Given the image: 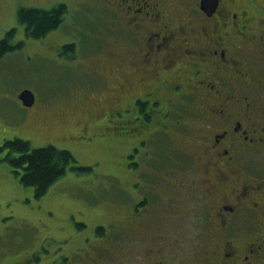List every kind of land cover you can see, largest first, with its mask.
<instances>
[{"label":"rangeland","instance_id":"obj_1","mask_svg":"<svg viewBox=\"0 0 264 264\" xmlns=\"http://www.w3.org/2000/svg\"><path fill=\"white\" fill-rule=\"evenodd\" d=\"M259 1L264 4V0ZM59 3L67 5L64 19L43 37L28 35L24 24L18 21V11L23 6L51 8ZM112 3L117 5L119 1L0 0V39L16 27L11 39L14 49L0 54V146L15 137L30 140L34 147L54 144L70 149L79 165L93 167L86 173L68 169L38 198L34 187L20 180L8 161L1 158L4 152L0 151V264H143L144 260L147 264L156 263L148 256L151 249L146 248L150 245L157 251L156 244H151L152 238L144 237L136 225L129 230L124 223L136 214L132 203L146 184L161 193V202L179 196L162 186L158 175L161 181L162 177L169 179L175 160L195 148L182 134L172 135L174 140L170 143L166 125L174 116L172 106L163 107L157 117L151 114L148 102L134 103L129 111L114 114L102 106L75 108L76 102L83 99L79 87L89 92L102 83L122 85V79L110 74V66L119 63L109 60L107 53L119 51L116 47L123 44L115 36L117 25L110 16ZM179 13L174 10L172 14L176 18ZM259 13H264V8ZM66 44L72 45L65 48ZM89 65L92 74L85 69ZM26 88L37 95L33 106H25L19 98ZM130 88L131 92L143 91L139 85ZM115 91L121 93L122 89L112 90ZM85 96L82 101L91 102L94 93ZM128 102L127 97L121 96L122 104L117 108L128 106ZM85 125L89 127L86 129ZM147 144L149 149L145 148ZM260 154L244 153L246 163L250 157L264 160ZM263 164L257 162L258 168H264ZM185 180L177 179L187 185ZM194 191L198 194L190 197L189 202L194 200L191 210L196 217L195 209L218 190L203 186L202 193L196 188ZM147 217L149 222L157 219L151 213ZM193 218L187 212L185 219L178 214V223L186 225V229L181 225L184 230L178 237L176 234L166 238L165 246L170 248L166 254L170 259L178 256L177 264H189L193 256L200 254L197 242L205 240L197 230L191 232L187 228L197 229L199 219ZM119 230L126 237L105 235V231Z\"/></svg>","mask_w":264,"mask_h":264},{"label":"flooded vegetation","instance_id":"obj_2","mask_svg":"<svg viewBox=\"0 0 264 264\" xmlns=\"http://www.w3.org/2000/svg\"><path fill=\"white\" fill-rule=\"evenodd\" d=\"M117 1L120 6L112 3L109 12L117 25L115 36L123 44L116 47L119 51L107 53L109 60L119 63L110 66V74L122 79V85L102 83L89 92L79 87L83 99L91 92L94 98L91 102L80 99L75 108L102 106L114 114L129 111L139 100L148 102L151 114L157 117L163 107L172 106L174 116L166 125L170 142L172 135L182 134L195 148L175 160L169 179L162 177L161 181L157 174L160 184L179 196L161 202V193L146 184L132 203L136 214L124 224L129 230L136 225L144 237L152 238L157 251L150 245L146 248L151 249L148 256L155 264L179 263L178 256L170 259L166 254L170 248L165 241L186 229L176 219L178 214L185 219L186 212L199 219L197 229L187 227L189 231L197 230L205 237L197 242L200 254L189 264H264V168L257 165L264 160L250 157L246 163L244 158V153L253 152L264 159V13H259L264 4L259 0H217L207 11L201 0ZM174 10L180 12L176 18ZM85 69L92 74V65ZM132 85L143 91L131 92ZM117 88L122 92H112ZM121 96L130 102L117 108ZM148 132L151 136V129ZM179 177L188 184L177 181ZM203 186L218 191L195 209V217L191 210L194 200L189 199L198 194L195 188L202 193ZM150 213L157 218L154 222H149ZM147 224L152 226L147 228ZM109 234L126 237L121 230L105 231ZM143 264H147L145 260Z\"/></svg>","mask_w":264,"mask_h":264},{"label":"trees","instance_id":"obj_3","mask_svg":"<svg viewBox=\"0 0 264 264\" xmlns=\"http://www.w3.org/2000/svg\"><path fill=\"white\" fill-rule=\"evenodd\" d=\"M66 12L65 3L56 4L51 8L23 6L18 11V21L24 24L28 35L43 37L61 24ZM15 33L16 27L11 28L0 39L1 55L14 49L9 40L14 37ZM71 45L66 44L65 48H70ZM139 103L142 102L138 100L137 104ZM148 144L145 146L146 149H149ZM0 151L4 152L1 158L8 161L20 180L25 185L34 187V193L38 198L42 197L53 183L64 176L68 169L79 173L90 172L93 169L91 165H79L70 149L60 148L54 144L34 147L30 140L21 137L6 139L0 146ZM176 154L177 152L172 155V158L176 157ZM99 230H101L100 227Z\"/></svg>","mask_w":264,"mask_h":264},{"label":"water","instance_id":"obj_4","mask_svg":"<svg viewBox=\"0 0 264 264\" xmlns=\"http://www.w3.org/2000/svg\"><path fill=\"white\" fill-rule=\"evenodd\" d=\"M217 0H201V6L203 9L209 11V7L215 5ZM20 100L25 106H33L36 100V95L31 89H23L19 94Z\"/></svg>","mask_w":264,"mask_h":264}]
</instances>
